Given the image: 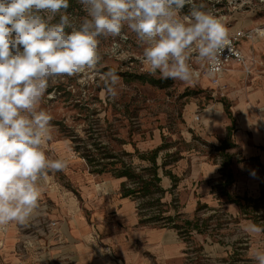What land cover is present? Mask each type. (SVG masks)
Returning <instances> with one entry per match:
<instances>
[{
	"label": "rangeland",
	"instance_id": "1",
	"mask_svg": "<svg viewBox=\"0 0 264 264\" xmlns=\"http://www.w3.org/2000/svg\"><path fill=\"white\" fill-rule=\"evenodd\" d=\"M197 2L223 18L229 33L236 29L252 32V38L240 40L241 46H247L250 41L255 47L264 39L255 33L258 28L264 29V0ZM69 3L68 12L77 21L86 15L79 0H69ZM188 10L186 6L183 11ZM124 31L129 37L127 41L101 38L99 45L101 71L115 70L121 78L115 100L102 95L103 82L98 77L87 83H81L83 77L62 78L48 88L41 104L52 116V139L46 150L52 158L65 159L68 167L64 171L49 172L43 187L52 185L60 192H68L69 197L80 199L82 183H99L106 188L116 178L108 171L111 167L103 168L97 163L105 154L109 156L106 160L121 159L138 169L149 164L139 154H148L157 147L161 149L156 162L165 164L164 168L181 154L196 151L208 161L219 163L221 172L214 186L224 200H235L241 205L240 216L232 217L223 208L215 211L201 208L187 219L179 208L170 204L143 206L141 216L150 219L151 225L174 229L189 242L188 264H255L250 252L264 248V234L250 235L245 229L250 223L264 226V162L241 155L236 132L241 114L239 90L243 94L250 92L258 86L254 81L264 80V50L260 52V59L246 56L239 66L242 74L237 86L222 81L212 86L202 76L192 83H184L160 79L158 74L153 76L144 71L137 59L142 49L134 34ZM114 43L119 44L115 51ZM193 66L200 67L195 59ZM226 75L233 76L235 72L227 71ZM257 107L258 103L253 106ZM254 110L262 114L264 106ZM256 113L257 121L261 122L258 129L264 133L263 117ZM85 153L94 159L91 165ZM248 170L257 173L255 191L230 193ZM175 214H179L178 218L168 221L167 216ZM185 219L191 221L188 228L182 224L181 220Z\"/></svg>",
	"mask_w": 264,
	"mask_h": 264
},
{
	"label": "clouds",
	"instance_id": "2",
	"mask_svg": "<svg viewBox=\"0 0 264 264\" xmlns=\"http://www.w3.org/2000/svg\"><path fill=\"white\" fill-rule=\"evenodd\" d=\"M79 4L86 15L77 21L68 12L69 0H0V231L28 222L40 206L48 173L68 167L46 150L52 116L41 104L50 85L62 78L83 77L81 83H87L98 77L103 96H119L120 76L101 71V38L127 41V29L142 49L137 59L144 71L184 83L201 75L193 59L213 77L221 71L225 49L242 58L223 18L197 0ZM255 32L264 37V30ZM118 48L114 43L113 50ZM245 231L261 235L264 226L250 223ZM250 257L264 264V248L252 250Z\"/></svg>",
	"mask_w": 264,
	"mask_h": 264
},
{
	"label": "crops",
	"instance_id": "3",
	"mask_svg": "<svg viewBox=\"0 0 264 264\" xmlns=\"http://www.w3.org/2000/svg\"><path fill=\"white\" fill-rule=\"evenodd\" d=\"M247 43L238 44L244 59H260L264 39L255 47L250 41ZM240 65L229 61L220 81L237 86L242 74ZM227 71L235 75H226ZM253 83L258 86L250 92L243 94L239 90L241 114L236 137L244 158L263 163L264 133L258 129L261 122L254 109L264 106V80ZM257 103L258 107L253 108ZM256 114L263 117L264 123V112ZM164 166L158 169L164 204H172L175 198L179 212L187 219L201 208H223L232 217L240 216L238 203L224 200L214 186L221 172L219 163L192 150ZM256 174L254 170L245 172L244 179L236 181L237 186L230 193L255 191ZM122 181L115 178L106 188L99 183H82L80 199L69 197L68 192H60L52 185L43 187L40 206L32 218L25 224L13 222L5 232L0 231V264H114L99 250L100 246L108 247L119 264H188L189 242L172 228L140 222L136 200L121 194ZM22 243L27 245L22 248Z\"/></svg>",
	"mask_w": 264,
	"mask_h": 264
},
{
	"label": "trees",
	"instance_id": "4",
	"mask_svg": "<svg viewBox=\"0 0 264 264\" xmlns=\"http://www.w3.org/2000/svg\"><path fill=\"white\" fill-rule=\"evenodd\" d=\"M160 149L161 147H157L152 149L148 154L140 153L139 157L143 160H147L149 164L140 166L138 169H136V167H134L130 162H125L121 159L106 160L109 157L106 154L101 157L103 159L102 161H97V163L103 168L111 167L108 171H110L112 176L124 179L121 183V194L123 196L129 195L138 200L137 209L140 215L143 206H162L164 204L161 202L164 190L159 184L160 177L158 176V169L159 167H163L165 164L162 163L161 165H158L156 162V158ZM136 152L138 151L136 150ZM84 157L91 165L94 159L90 157L88 153H85ZM117 165L120 167L117 168ZM170 206L175 208V206L172 204H170ZM239 206L242 208L241 205ZM178 216L179 214L169 215L167 218L168 221H173L174 219L178 218ZM181 221L183 226L186 228H188L191 224V221L187 219ZM140 222L149 223L150 219L148 220L147 218L141 217ZM160 226L165 227V225ZM193 226L197 227L196 223H194ZM173 227L178 228L177 225Z\"/></svg>",
	"mask_w": 264,
	"mask_h": 264
},
{
	"label": "built area",
	"instance_id": "5",
	"mask_svg": "<svg viewBox=\"0 0 264 264\" xmlns=\"http://www.w3.org/2000/svg\"><path fill=\"white\" fill-rule=\"evenodd\" d=\"M262 30H264V29H262ZM230 36L232 38V48L241 53V51L238 47L239 41L242 38L243 39H250V37H252V32H246L242 29H236L232 33H230ZM241 57L242 58H238L236 55L230 53L227 49H225L224 54L221 57V71L218 74H216L213 77H209L206 74V71H207L206 68L202 67L201 65H199L200 67L197 70L201 73L200 77L202 76V77L206 78L212 86H217V85H219L221 74L226 69L228 62L229 61H235V62L244 63V57H243L242 53H241ZM198 118H199V115H196L195 119H198ZM172 205H174L176 208H178V204H177L175 198L172 201ZM5 231L6 230L1 231V232H5ZM93 238L97 239V234H94ZM26 245H27V243H22L21 247L24 248ZM99 248H100L99 250L102 251L103 253H105L114 264H119V260L110 251V249L108 247L100 246Z\"/></svg>",
	"mask_w": 264,
	"mask_h": 264
}]
</instances>
